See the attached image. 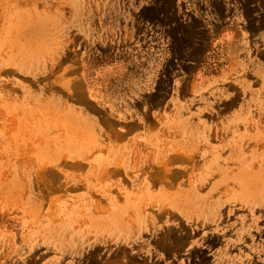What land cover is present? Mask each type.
I'll return each instance as SVG.
<instances>
[{
  "label": "rangeland",
  "instance_id": "rangeland-1",
  "mask_svg": "<svg viewBox=\"0 0 264 264\" xmlns=\"http://www.w3.org/2000/svg\"><path fill=\"white\" fill-rule=\"evenodd\" d=\"M0 264H264V0H0Z\"/></svg>",
  "mask_w": 264,
  "mask_h": 264
},
{
  "label": "bare ground",
  "instance_id": "bare-ground-1",
  "mask_svg": "<svg viewBox=\"0 0 264 264\" xmlns=\"http://www.w3.org/2000/svg\"><path fill=\"white\" fill-rule=\"evenodd\" d=\"M246 8H248V7H246ZM249 12V11H248Z\"/></svg>",
  "mask_w": 264,
  "mask_h": 264
}]
</instances>
